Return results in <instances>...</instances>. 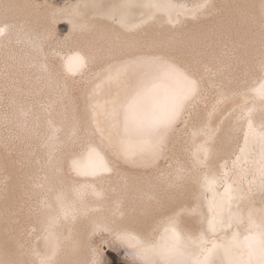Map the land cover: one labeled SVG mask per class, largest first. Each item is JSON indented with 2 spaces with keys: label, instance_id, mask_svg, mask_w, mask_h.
<instances>
[{
  "label": "bare ground",
  "instance_id": "1",
  "mask_svg": "<svg viewBox=\"0 0 264 264\" xmlns=\"http://www.w3.org/2000/svg\"><path fill=\"white\" fill-rule=\"evenodd\" d=\"M0 29V264H147L141 245L170 218L197 250L264 217L249 134L264 133V0H0ZM184 78L196 92L159 153L122 156L112 103L143 85L165 106ZM90 145L108 171H78ZM228 187L213 232L209 202Z\"/></svg>",
  "mask_w": 264,
  "mask_h": 264
},
{
  "label": "snow or ice",
  "instance_id": "2",
  "mask_svg": "<svg viewBox=\"0 0 264 264\" xmlns=\"http://www.w3.org/2000/svg\"><path fill=\"white\" fill-rule=\"evenodd\" d=\"M149 7H160L149 5ZM3 29H0V35ZM81 66L82 63H81ZM187 89L174 96L165 106H160L150 95V90L143 85L137 86L123 101H114L107 115L112 118V126L120 132L119 152L127 159L143 153L158 154L163 141L173 125L184 111L185 102L195 94L194 81L184 78ZM119 82V76L116 77ZM101 136L104 135L100 130ZM249 134L255 142L261 145L264 151V133L257 134L249 123ZM111 143V140H109ZM99 146H89L82 161L76 162L81 174L95 175L108 171L107 163L101 155ZM264 159V157H262ZM260 190L264 192V162L260 167ZM227 198L218 202L213 197L209 202V217H206L208 227L215 231L217 226H226L228 218L223 212L230 207L233 199L232 190L226 188ZM230 215V213H229ZM249 223L253 230L240 241L233 236L222 245L213 244L211 248L200 247L193 249V242L182 236L175 218H170L164 227V233L158 243L148 246L141 245V254L146 258L147 264H217L215 257L223 255L229 258V264H238L231 260L234 248H240L242 254L248 257L246 264H264V217L257 223L249 216Z\"/></svg>",
  "mask_w": 264,
  "mask_h": 264
},
{
  "label": "rangeland",
  "instance_id": "3",
  "mask_svg": "<svg viewBox=\"0 0 264 264\" xmlns=\"http://www.w3.org/2000/svg\"><path fill=\"white\" fill-rule=\"evenodd\" d=\"M38 2H41L42 4H43V0H37ZM70 0H45V4L46 5H49V4H51L52 6H62V5H64V4H66V3H68ZM59 27H60V35H62L63 33H64V31L66 30V25L65 24H63V22H60L59 23V25H58ZM4 105V104H3ZM1 108L3 109V107L1 106ZM4 134V136H5V132L3 133ZM229 233V232H228ZM103 245V244H102ZM104 247H106V250H113V251H115L116 253H117V256L121 259V262H123L125 259H126V257H125V255H123V254H121V252H122V250H121V252H120V250H115L114 248H112V247H108L107 245H103ZM106 264H110V262H107ZM123 264H126L125 262L123 263Z\"/></svg>",
  "mask_w": 264,
  "mask_h": 264
}]
</instances>
